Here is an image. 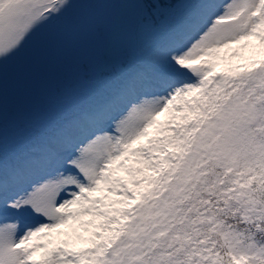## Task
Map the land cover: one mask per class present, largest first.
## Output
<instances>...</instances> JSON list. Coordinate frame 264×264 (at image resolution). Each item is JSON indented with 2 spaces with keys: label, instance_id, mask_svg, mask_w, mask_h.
Segmentation results:
<instances>
[{
  "label": "snow or ice",
  "instance_id": "1",
  "mask_svg": "<svg viewBox=\"0 0 264 264\" xmlns=\"http://www.w3.org/2000/svg\"><path fill=\"white\" fill-rule=\"evenodd\" d=\"M0 264H264V0H0Z\"/></svg>",
  "mask_w": 264,
  "mask_h": 264
}]
</instances>
